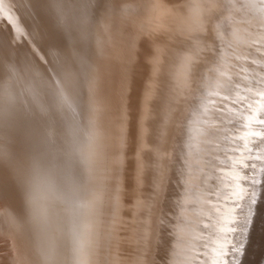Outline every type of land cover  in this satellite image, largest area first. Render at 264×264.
<instances>
[{
    "label": "rangeland",
    "instance_id": "obj_1",
    "mask_svg": "<svg viewBox=\"0 0 264 264\" xmlns=\"http://www.w3.org/2000/svg\"><path fill=\"white\" fill-rule=\"evenodd\" d=\"M186 1L67 0L68 6L65 0H53L55 4L47 7L53 30L59 29L55 40L64 42L65 54L84 62L78 70L80 96L69 102L68 123L67 112L61 124L50 119L54 140L67 123L78 128L70 129L67 137L72 149L82 151L85 144L83 153L64 156L60 163L70 178L60 203L72 209L66 230L69 242L77 246L72 256L80 260L68 264H92L94 254L98 259L102 255L105 264H264V0ZM40 2L43 7L46 0ZM23 17L18 7H9L7 25L16 26L19 35L27 23ZM98 24L100 33L95 32ZM40 38H36L38 45L43 43L40 50H47L50 41ZM108 55L110 67L104 63L101 76L93 81L97 57L106 61ZM56 61L50 78L45 76L43 86L33 89L39 113L50 104L53 117L61 102L55 83L63 73ZM164 94L170 98L168 104ZM95 99H102L98 103L102 108L104 100H110V108L104 104L110 112L103 114L110 126L102 120L106 124L101 125L102 137L92 139ZM167 106L172 114L165 121L159 112ZM105 129L109 134L105 138L110 139H103ZM106 143H111L110 150ZM99 144L101 162L107 147L108 156L103 158L112 163L106 166L103 161L105 168L99 162L100 169L87 166L92 148ZM97 175L101 177L95 183ZM85 200L91 213L81 207ZM147 214L151 218L146 219ZM93 215L96 224L102 218L108 221L103 219L95 228L89 224ZM75 222L89 231L87 247L99 252L85 251ZM149 237L153 250L149 248L147 255ZM141 240H147V248ZM3 242L0 255L9 253L13 261L12 249Z\"/></svg>",
    "mask_w": 264,
    "mask_h": 264
},
{
    "label": "bare ground",
    "instance_id": "obj_2",
    "mask_svg": "<svg viewBox=\"0 0 264 264\" xmlns=\"http://www.w3.org/2000/svg\"><path fill=\"white\" fill-rule=\"evenodd\" d=\"M43 2H42L43 7L46 6L44 8L41 6L40 0H0V236H1L0 242L2 243V241H4L3 243L9 245V247L13 251L12 252L13 261L8 258L9 253L7 255H6V253H4V254L0 255V264H68V263H70V261H72V263H80V260L78 258H73V256H72L74 254L75 250L77 249V246H76V244H72L71 242H69L70 240H68V234H67V230H66L67 228L69 229V227H70L66 221V216L69 215V211L71 208H69V210H68L66 205H63L62 203H60V199H61V197H63L65 195L67 187L69 185V181H70L69 175L66 173L65 169L63 168L64 165H61L63 163L62 158L65 159L64 156H69V155H71V156L72 155H78L80 152L83 153L82 151H83V149H85L84 148L85 144H83V146H81L82 151H80L81 149L76 150L77 148L72 149V147L69 145V142L67 141V139H68L67 137L70 135V129H74V131H76L78 129V128H75V126H73L72 128H69L70 125L69 124L67 125V123H68L67 120L69 121V117H70L69 114L71 111V108L69 106V102L72 101L73 99H75L77 94H78V97L80 96L79 91L81 89V86H80L81 82L79 79L80 77H78V75H80V72H79L81 70L80 67L82 68L84 62H83L82 57L78 58L77 56H75L72 58L71 54H65L64 44H63L64 42L61 41L62 42L61 43V42L55 40L56 37H54V36H55L56 25L54 26L55 30H53V26L51 24V21L48 18L49 17V13H48L49 10L47 9L48 5H52V4L54 5L55 3H52L53 0H46V2L44 4H43ZM66 2H67V0H65V3ZM158 2H159V0H158ZM185 4H188V3H185ZM66 5H68V3H66ZM158 6H159V4H158ZM9 7H18L20 9V11L22 12V15L24 16L23 18L27 22L26 26L23 28V31L20 35L14 29L16 26L14 27L12 24L9 26L7 25L6 18L8 15ZM186 7L188 9L189 6H186ZM200 8H202V7H200ZM62 10H64V9H62ZM195 11H197V10H195ZM64 12H66V11H64ZM185 13H183V14H185ZM198 14H199V12H198ZM68 15H69V13L67 12V17H68ZM176 15H178V13ZM181 16H182V12H181ZM199 17H201V16H199ZM193 19H195V18H193ZM53 24H54V22H53ZM166 25L168 26L167 23H166ZM19 30H20V28H19ZM57 30H59V29L57 28ZM57 30H56V32H57ZM213 31H214V29H213ZM95 32L96 33L102 32V31H100L99 24L95 27ZM39 35L42 38V40H41L42 42L44 39L46 41L47 40L50 41V42H48L49 44L47 45V47H48L47 50L45 47H44L45 49L42 48L40 50V48H41L40 46H42L43 43H40V45H38L36 38ZM59 38H61L60 35H59ZM62 40H63V38H62ZM142 40H143V38H142ZM39 50L42 54L37 53ZM79 55H81V54H79ZM82 56H84V55L82 54ZM102 57H100V56L97 57L96 69H95V73L93 76V81L98 80L99 77L101 76V74H102L101 66L104 63H108V64H106V65H108V67H110V65L112 63V56L111 55H108V57H106V61L104 59L102 60ZM146 57H147V55H146ZM55 59L58 61V63H61V66H62L61 70H63L62 71L63 73L60 76V78L57 79L56 83L54 81V83L56 85H58V87L60 89L59 91L61 94V102H58L60 105V108L58 109V107H56L58 109V112L56 113V110H55L56 116L53 117L51 115L52 111L50 109V107H51L50 104H49V106H47V109H45V112L39 113L37 103H36V101H34V100H36V98L33 99V97H35L34 96L35 94L33 95V89H34V87L37 88L39 86H43L42 84L44 82L45 76L50 78L51 71H52L51 70V64L53 63V61H55ZM144 59H146V58H144ZM178 60H180V59H178ZM133 66H135V65L133 64ZM57 67L58 66H56V68ZM108 67H106V68H108ZM173 67H174V65H173ZM178 68H177L176 72H180V70L178 71ZM140 69H142V68H140ZM136 70H137V68H136ZM57 75H59V74H57ZM173 75H175V73H173ZM52 76L54 77V74ZM53 77H51V78H53ZM134 78H136V77H134ZM27 81H28V83H30L28 85V87H27V84L24 85V83H27ZM47 83L49 84V82H47ZM132 85H134V84H132ZM130 90H132V88ZM41 91H43V90H41ZM154 92H155V90H154ZM45 94L46 93H43V96ZM37 95H39V94H37ZM164 95L166 97L165 103L168 104V101L170 100V98L168 97V94L167 95L164 94ZM49 96H51V95H49ZM46 98H47V96H46ZM39 99L40 98H38V100ZM57 99H58V97H57ZM52 100H53V98H52ZM100 100H102V99H99L98 101L96 100L97 103L95 101V104L98 105V110H97L98 112L96 111V113L94 114L95 117H97V120L94 123L93 135L90 136L92 139H93V137H96V136L102 137L100 135H102L101 133L104 132V128L101 129V125H103V126L106 125V124H104V122H105V123H107L106 126H108L109 121H110V120L106 121V119L103 118L105 116L103 114L106 113V111H107L106 109L108 107L110 108V105L108 106L110 100L109 99L104 100L105 101L104 104L106 105L105 106L106 111L104 110V104H103V108L100 105L101 109L99 110L100 106L98 103L100 102ZM48 101L49 100H47V102ZM106 101H107V103H106ZM47 102H45V103H47ZM83 102H84V100H83ZM41 104L42 103H40V107H41ZM82 105H83V103H82ZM89 105H91V104H89ZM61 106H62V108H61ZM102 109L104 110V112L102 114H100V111ZM128 109H130V108H128ZM164 109L165 110L162 111V108H161V111L159 112L160 116L163 120H165L166 117H168V115H170L169 112H171V114H172V110L170 107L167 106ZM66 112L68 114L66 117L67 123L65 122L66 123L65 127L63 129L61 128L62 130H60L57 133L58 137L54 140L53 137L51 136V132L52 131L54 132V130L52 128H50L51 127V125H50L51 120L50 119L53 118L56 121V123L61 124L63 122L64 115H66L65 114ZM92 112H94L93 109H92ZM107 112H110V110L108 109ZM159 113L156 111V115L157 114L159 115ZM91 115H93V113H91ZM79 116H81V115H79ZM109 116H110V114L108 113V117ZM102 120H104L103 124H101ZM71 123H72V121H71ZM157 124L159 125V123H157ZM80 125H82V124H80ZM171 129H172V127H171ZM56 130L58 131V129H56ZM101 130H102V132H101ZM105 131H106V133L103 134V139L104 140L110 139V137L105 138V135L108 134L106 129H105ZM167 134H165V135H167ZM80 138H82V137H80ZM98 139H100V138H98ZM174 139L175 138H173V140ZM74 142H75V140H74ZM99 142L104 143V142H101V140ZM105 142H107V141H105ZM110 142L112 143V141H110ZM108 143H109V141H108ZM53 144H54V148L52 146ZM110 144L106 143V145H108V147H109L108 148L109 150H110ZM103 145H105V143ZM101 146H102L101 144L96 146L97 148H95V147L92 148V146H91L92 153L90 154V158H89V162L87 163V166H91V165L96 166L97 165L99 167V162L101 163V166H102V164H104L102 162L106 161L108 159L107 157L103 158L105 155L108 156V154L106 152L107 147H105V149H103V150H105V152L102 151L103 153H105V155L102 153V155H104L102 157V159H105V160H103L101 162L100 155H101V150L103 148V147L101 148ZM53 149H54V151H53ZM136 152H137V150H136ZM147 152H149V150ZM155 158H158V157H155ZM107 163L109 165V163H112V161L107 160L105 165ZM131 163H132V161H131ZM73 165H75V164H73ZM105 165H103L102 167L106 168L107 165L106 166ZM100 167H99V169H100ZM109 169H110V167H109ZM100 172L107 174L105 171H102V170H100ZM101 173H98V174H101ZM108 175H110L109 172H108ZM99 177H101V176L97 175L94 178L95 183L97 181V178H99ZM106 178H104L103 180H105ZM162 178H164V177H162ZM91 179H93V178H91ZM109 180H110V178H108V180L106 179V181H109ZM131 180H133V179H131ZM160 181H161V179H160ZM103 182L104 181H101L102 184H103ZM97 183L99 184V182H97ZM120 185H122V184H120ZM103 186H105V185H103ZM103 186H101V188H100V190L102 189V191H103ZM79 188H80V185H79ZM120 189H121V187H120ZM97 190H99V189H97ZM102 191H100V192H102ZM130 192H132V191H130ZM142 192H144V191H142ZM72 193H74V191H72ZM95 193H97V195L101 194V193L98 194V192H95ZM160 194H161V192H160ZM101 197H102V195H101ZM103 197H104V195H103ZM103 197H102V199H103ZM74 198H75V196H74ZM104 201H105L104 199L101 200V203L103 204ZM88 202L89 201L85 200L81 207L83 208V210L85 209V212L91 213V209L89 208L90 206L88 205ZM65 203H66V201H65ZM154 204H156V203H154ZM97 205H98V203H97ZM94 206H93V208H94ZM147 206H149V205H147ZM160 207L161 206H159L158 208H160ZM100 208H101V206H100ZM76 209H78V207H76ZM149 211H147V212H149ZM139 213H141V212H139ZM103 215L106 216V214H102L100 216H103ZM148 215L149 214H147L146 219H147ZM100 216H98L99 219H100ZM148 218H151V214ZM94 219L95 218L93 215V218L89 224H93V226H94V224H96L95 223L96 220H94ZM103 219H107V218H102L101 220H99L100 222H97L98 225L96 224L97 226L95 225V228L98 227L99 225H102ZM152 219H153V217H152ZM68 220H69V218H68ZM107 221H108V219H107ZM105 223H107V222H104V224ZM74 225L79 228V232L81 231L80 237H81V241H83L82 243H83V247L85 248V251L87 253H89V255H91V253H94V252H99L100 250L98 251V248H96L97 249V251H96L94 249L87 247V244L85 241H86V239H88V235H90L89 231L86 232L85 229H83L84 227L82 228L81 225L78 226L77 222H75ZM71 226L73 228H75L73 225H71ZM108 226H111V225H108ZM147 227H149V226H147ZM147 227H144V228L146 229ZM150 227L151 228L153 227L152 223H151ZM95 228H93V230H95ZM104 228H103L102 234L104 233ZM108 229H109V227L106 229V231H108ZM143 231L144 230H142V232ZM150 231H152V229ZM95 232H96V230H95ZM95 232H93V233H95ZM147 233H150V232L148 231ZM156 233H157V231H156ZM161 233H159V234H161ZM96 234L98 236L100 235V233H97V232H96ZM143 234H146V232L145 233L143 232ZM162 234H164V233H162ZM151 235H150V237H151ZM95 236L96 235H94V237ZM142 236L146 237L145 235H142ZM150 237H149V239H147L148 237L146 238L148 240V242H147L148 251L145 250L147 255L149 254V251H150L149 248H151V246H152V244L150 242V240H151ZM141 241H143V240H141ZM146 241L145 242L143 241L145 243V244H143V248L146 247ZM162 241H164V240H162ZM99 243H101V242H99ZM99 243H98V245H99ZM144 245H145V247H144ZM157 246H159V245H157ZM180 246L182 247V245H180ZM130 249H131V247H130ZM138 250H140V249H138ZM7 251H8V249L5 252H7ZM158 251H159V249H158ZM155 253H156V251H155ZM70 255L72 256V258ZM142 256L143 255H141L140 257H142ZM101 257H102V255L99 257L100 259H98L94 254V256H93L94 260L92 261V264H105L103 261V258H101ZM103 257H104V255H103ZM123 257H124V255H123ZM146 257L144 259H146ZM88 258L89 257H87L86 259L88 260ZM106 258H107V256H106ZM140 260H141V258H140ZM146 260H148V259H146ZM142 261L146 262L143 259H142Z\"/></svg>",
    "mask_w": 264,
    "mask_h": 264
}]
</instances>
